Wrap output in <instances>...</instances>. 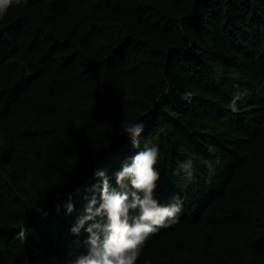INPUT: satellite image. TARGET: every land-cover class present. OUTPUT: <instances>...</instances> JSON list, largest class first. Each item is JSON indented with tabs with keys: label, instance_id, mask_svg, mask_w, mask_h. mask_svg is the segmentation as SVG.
Returning <instances> with one entry per match:
<instances>
[{
	"label": "trees",
	"instance_id": "trees-1",
	"mask_svg": "<svg viewBox=\"0 0 264 264\" xmlns=\"http://www.w3.org/2000/svg\"><path fill=\"white\" fill-rule=\"evenodd\" d=\"M137 119L141 148L160 146L157 197L178 195L183 210L136 264H264V0H10L0 264H71L87 251L88 233L71 227L96 170L115 183L140 150L120 133ZM189 157L191 183L175 174Z\"/></svg>",
	"mask_w": 264,
	"mask_h": 264
},
{
	"label": "clouds",
	"instance_id": "clouds-1",
	"mask_svg": "<svg viewBox=\"0 0 264 264\" xmlns=\"http://www.w3.org/2000/svg\"><path fill=\"white\" fill-rule=\"evenodd\" d=\"M10 0H3L0 13L6 10ZM239 97H234L235 104ZM145 123L137 119L121 122L120 133L127 134L133 147L140 149L126 157L112 182L105 169H97L98 180L91 185L83 212L71 227L74 234L83 229L87 251L78 255L71 264H136L144 242L150 234L175 223L183 210V201L173 195L168 203H161L156 190L161 179L158 162L160 146L145 139L141 148V134ZM210 171L213 170L208 162ZM195 163L192 158L179 162L175 174H182L187 183L194 178ZM31 204L29 207H32ZM74 204L69 201L66 210L71 213ZM43 212L42 208L37 209Z\"/></svg>",
	"mask_w": 264,
	"mask_h": 264
},
{
	"label": "snow or ice",
	"instance_id": "snow-or-ice-1",
	"mask_svg": "<svg viewBox=\"0 0 264 264\" xmlns=\"http://www.w3.org/2000/svg\"><path fill=\"white\" fill-rule=\"evenodd\" d=\"M3 3V0H0V4H2Z\"/></svg>",
	"mask_w": 264,
	"mask_h": 264
},
{
	"label": "bare ground",
	"instance_id": "bare-ground-1",
	"mask_svg": "<svg viewBox=\"0 0 264 264\" xmlns=\"http://www.w3.org/2000/svg\"><path fill=\"white\" fill-rule=\"evenodd\" d=\"M191 215V214H190Z\"/></svg>",
	"mask_w": 264,
	"mask_h": 264
}]
</instances>
